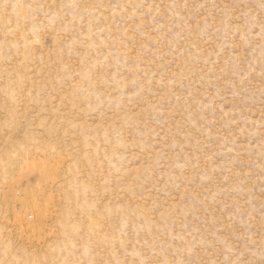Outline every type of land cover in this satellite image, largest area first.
Masks as SVG:
<instances>
[{
  "label": "rangeland",
  "instance_id": "1",
  "mask_svg": "<svg viewBox=\"0 0 264 264\" xmlns=\"http://www.w3.org/2000/svg\"><path fill=\"white\" fill-rule=\"evenodd\" d=\"M0 264H264V0H0Z\"/></svg>",
  "mask_w": 264,
  "mask_h": 264
},
{
  "label": "bare ground",
  "instance_id": "2",
  "mask_svg": "<svg viewBox=\"0 0 264 264\" xmlns=\"http://www.w3.org/2000/svg\"><path fill=\"white\" fill-rule=\"evenodd\" d=\"M43 219V218H42ZM40 222H42V220L40 221ZM40 222H37V223H40ZM44 222V221H43Z\"/></svg>",
  "mask_w": 264,
  "mask_h": 264
}]
</instances>
